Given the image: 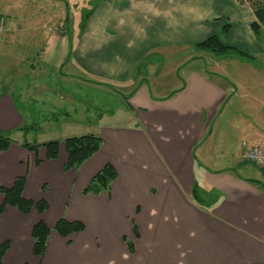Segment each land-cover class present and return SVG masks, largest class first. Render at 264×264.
<instances>
[{"label":"crops","instance_id":"1","mask_svg":"<svg viewBox=\"0 0 264 264\" xmlns=\"http://www.w3.org/2000/svg\"><path fill=\"white\" fill-rule=\"evenodd\" d=\"M134 4L130 2L124 7L125 14L118 10L120 5L116 6L119 17L124 14L118 24L133 20L134 9L138 8ZM98 9L91 17L95 21H88L82 34L73 39L65 62L62 61L67 50L63 39H45L38 57L42 59L39 67L59 70L48 69L44 78L36 82L38 89L42 86L43 95L40 123L71 119L70 113L83 118L88 113V90L116 91L115 87H123L124 93L117 91L127 101L137 122L96 125L98 130L89 133L102 139L99 150L80 166L65 170L67 153L62 140L79 135H59L60 124L55 129L41 131L39 134L46 135L47 140L34 143L60 141L55 159H47L42 146L36 151L22 147V143L33 142L25 138L29 134L24 130L29 117L17 104L22 102L15 82L18 77L12 75L8 80V70L0 74L3 79L0 80V133L12 139L11 145L0 152V187L10 188L16 177H24L22 196L33 202L45 200L48 204L41 214L35 208L27 214L10 205L3 208L0 246L7 242V248L0 264H264V180L239 172V169L247 170L250 164L255 166L243 156V142L255 144L264 138V112L256 109L251 115L239 118L230 112L222 117L227 98L238 97L239 89L233 81L221 85L213 80L206 68H190L181 86L170 96H155L145 78L136 79L140 73L135 74L145 47L147 51L159 45L195 47L208 36H221L222 32H226L220 39L223 45L241 46V51L251 57L263 56L264 41L251 39L253 12L239 9L235 16L237 7L233 6L234 19L225 31L222 29L226 24L220 21L215 26L185 23L179 32H174L170 28L159 29L156 8L146 6V10H151L147 23L152 29L146 30L147 36L140 39L126 37L124 30H116V21L111 29L107 28L105 24L108 25L112 9L103 4ZM181 18L185 21L188 13ZM97 24L101 25L103 35L111 36L119 31V37L110 39L101 34L98 37L101 31L94 33ZM4 39H0V53L8 54V38ZM53 42L59 43L51 48ZM46 56L54 61L60 57L59 62L46 65L43 62ZM3 60L8 58L5 56ZM26 76L20 75L23 81L24 78L28 81ZM92 78H99L100 82ZM64 80L75 85L81 80L86 91L72 88L67 94L74 102H61L56 95L62 94L60 83ZM211 122L217 133L228 140L232 138V130L236 131L238 145L231 155L237 161L232 166L226 163L221 168L210 167L208 160L215 163V156L207 155V159L200 160L196 154L199 144L212 135V130L208 134ZM213 150H221L219 144ZM105 164L114 168L115 178L107 189L84 194V188ZM2 202L0 194V207ZM61 217L82 222L84 230L62 236L54 228ZM40 219L50 232L44 253L38 257L33 253L32 227Z\"/></svg>","mask_w":264,"mask_h":264},{"label":"rangeland","instance_id":"2","mask_svg":"<svg viewBox=\"0 0 264 264\" xmlns=\"http://www.w3.org/2000/svg\"><path fill=\"white\" fill-rule=\"evenodd\" d=\"M130 2H134V6H138L134 9L136 15L133 20L125 24L121 22L118 24V19L124 17L126 13L124 7L128 6ZM100 4L112 9L110 20L107 21L108 25L105 24L107 28L111 29L114 26L112 23L116 21V30H124L126 37L136 36L140 39L147 36L145 35L146 30L152 29V26L147 23L148 18H150L148 17L150 9L146 10V6L156 8L157 27L159 29L161 27L170 28L174 32H179L180 26H185V23L191 26L203 22L215 26L220 21L224 25L228 24L227 29H222L225 31L228 30L229 26L231 27L234 19L233 6L237 7L235 16L239 14V9H245L247 12L252 11V4L247 0H0V39L5 40L4 38H8V54H4V51L0 53V74H4L8 70V80L12 75L18 77L15 82H17L18 89L20 88L19 97H22L20 98L22 102L17 104L19 109L29 117L27 124H30L24 129L29 131V134L25 137L26 140L33 143L47 140L46 135H40L39 133L41 131L46 132L49 128L54 127L55 129L59 124V135H80L98 130L99 126L96 127V125H128L137 122L136 116L132 113L127 101L118 92L124 93L123 87H115L118 88V91L104 88L88 90V113L86 112L87 115H84L83 118L69 112V116H72V118L69 117L71 119L60 118L54 124L52 122L55 121H50L47 124L40 123L43 117L40 97L43 95L42 86L38 89L36 82L38 79L42 80L44 78V74L48 72V69L50 71L59 70L57 67H39V61L42 59L38 57L45 39L51 37L59 40L63 39V45L67 50L62 61L65 62L69 58V49L73 39L82 34V30L88 21H95L91 17L96 11L98 12ZM119 5L121 9L116 7ZM117 9L124 14L119 17ZM186 12L188 18L184 21L181 15L184 16ZM96 26L94 29L95 35H97L98 30L101 31V25L97 24ZM118 33L119 31H114L111 36H107L103 35L101 31L97 36L99 37L101 34V37L117 39L119 37ZM225 33L222 32L221 36L216 35L219 41ZM226 38V41L230 40L228 36ZM259 38L260 41H264V27L259 29ZM251 39L259 42L254 32H252ZM57 43L59 42H53L49 46L54 48ZM220 43L222 42L220 41ZM237 46L234 49H229L225 54H217L210 50H202L197 46L188 45H159L149 51L145 47L141 51L140 60L135 68V74L140 73V77L138 76L136 79L144 77L152 94L166 96L181 86L185 73L190 68L194 67L202 70L207 68L211 72L218 73L209 74L213 80L221 85H228L229 81H233L239 89L238 97L230 96L227 98L222 117L229 116L230 112L238 115V118L249 116L256 109L264 112V55L251 57L244 50L241 51L243 47ZM133 47L134 45L130 48L133 49ZM5 56L8 61L3 60ZM194 56L201 57L192 59ZM59 58L54 61V58L46 56L43 58V62L49 65L53 61L55 63L59 62ZM59 66H61V63ZM61 69L63 70V68ZM21 73L27 75L28 81L26 78L23 81V78L20 77ZM92 79L100 82L99 78ZM0 80L3 79L0 77ZM80 81L76 83L77 85L72 84L69 80L60 83L62 87L60 93L62 94L56 96H60L61 102H74L73 97L71 98L70 94H67V91L72 88H78L80 92L86 91V85L82 83L85 79L82 82ZM33 83L35 84L33 85ZM23 84L24 86H21ZM37 98L39 102H36ZM70 99L71 101H69ZM82 112L85 113V111ZM98 116L101 118L98 119ZM74 118L77 119L74 120ZM62 120L64 123L61 125ZM238 120L235 121L236 124H238ZM262 120V125H264V117ZM211 130L212 135L199 144L196 154H198L200 160H203V157L204 160L207 159V155L215 156L213 159L216 160L215 163H210V160H208L209 163L207 164L210 167L221 168L226 163L232 166L237 161L231 155L235 145H238L236 131L232 130V138L228 140L225 135L217 133L213 122L208 127V134ZM228 130L231 129L228 127ZM218 144L221 150L214 151L213 149ZM238 159L241 158L238 157ZM234 168L238 167L234 165ZM239 172L243 175L264 180V171L252 164L248 165L247 170L246 168L239 169Z\"/></svg>","mask_w":264,"mask_h":264},{"label":"trees","instance_id":"3","mask_svg":"<svg viewBox=\"0 0 264 264\" xmlns=\"http://www.w3.org/2000/svg\"><path fill=\"white\" fill-rule=\"evenodd\" d=\"M245 1V0H244ZM252 6V11L255 16V20L250 24L252 32H254L255 37L259 40V29L264 27V2L263 0H247ZM241 2V1H240ZM227 27L224 26L225 29ZM227 29V28H226ZM202 50H210L217 54H225L229 49H234L231 46H225L220 43L216 35H211L199 44L196 45ZM206 73L213 74L209 72L206 68ZM175 92V91H174ZM171 95V94H170ZM168 95V96H170ZM165 97V98H168ZM229 95L226 96V98ZM30 125V124H29ZM29 125L24 127L27 128ZM66 153L67 162L64 165V169L68 170L72 167H78L83 161L90 158L94 153H96L102 145V139L93 133H87L79 136H70L62 140ZM12 143L7 135L0 133V152L6 150ZM59 140H49L41 144L37 143H22V147L30 151H36L39 147H44L47 153V159H55L58 153ZM116 173L114 168L110 164H105L102 169H100L91 179L89 184L84 188L83 193H93L97 194L102 190L108 188L110 182L115 178ZM250 182L260 184L257 180L247 179ZM24 187V177H16L13 185L10 188L0 187V194L3 196V202L0 207V213L6 205L13 206L17 208L20 212L27 214L32 208L41 214L44 210L48 208V204L45 200H40L33 202L22 196V191ZM193 196L195 198V192L193 191ZM56 231L62 236H69L72 233L80 232L84 230V224L80 221H68L66 218L61 217L55 224ZM50 229L45 225V223L40 219L32 227V238H33V253L41 257L45 250V245L47 241ZM7 248V242L0 246V261Z\"/></svg>","mask_w":264,"mask_h":264},{"label":"built area","instance_id":"4","mask_svg":"<svg viewBox=\"0 0 264 264\" xmlns=\"http://www.w3.org/2000/svg\"><path fill=\"white\" fill-rule=\"evenodd\" d=\"M243 156L264 171V138L259 143L243 142Z\"/></svg>","mask_w":264,"mask_h":264}]
</instances>
